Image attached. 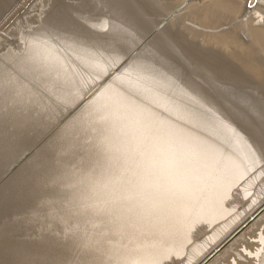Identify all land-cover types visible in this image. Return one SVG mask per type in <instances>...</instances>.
Here are the masks:
<instances>
[{
	"label": "bare ground",
	"instance_id": "6f19581e",
	"mask_svg": "<svg viewBox=\"0 0 264 264\" xmlns=\"http://www.w3.org/2000/svg\"><path fill=\"white\" fill-rule=\"evenodd\" d=\"M170 2L183 32L85 0L0 42V177L33 150L0 264H264V214L235 239L264 208V0Z\"/></svg>",
	"mask_w": 264,
	"mask_h": 264
},
{
	"label": "rangeland",
	"instance_id": "374dc122",
	"mask_svg": "<svg viewBox=\"0 0 264 264\" xmlns=\"http://www.w3.org/2000/svg\"><path fill=\"white\" fill-rule=\"evenodd\" d=\"M83 1H85V0H46V2H45V0H0V4L5 3V2L9 3L8 12L5 13L3 15V17L0 19V27L2 25L1 23L3 21H5V19H7L6 17L8 15H10L11 11H14V13H16L15 16H13L11 18L12 20L10 19L9 20L10 22H7V24H6L7 26L5 25L3 27V31L0 32V37H1L0 42L2 43L4 41L3 39H5V37L16 39V38H14L16 36H14V37H12L11 35L7 36L6 33L9 32V30L11 33V30L13 28H14V30H16L17 24L19 23L21 18H23V22L21 23V28L25 29L27 26L37 25L38 21L44 16L46 10H48L49 7L51 6V4H53L54 2H63V3H67V4H70L71 6L75 7L76 5H80ZM170 1H172V0H136L137 6L143 10V14H144L145 19L150 21L154 28H156V29L162 28L165 32H168V33L172 32L173 30H177V31L180 30L183 32V28L187 27L188 24L184 23V22L180 23V22L176 21V19L180 15L183 14L182 13L183 11L175 10V9H177V7L173 10V8H174L173 5L175 3L170 2ZM185 1H189V0H185ZM190 1H195L198 4H200L201 2L204 3V2H207L209 0H190ZM249 6L250 5L248 3V7ZM27 18L30 20V22H28ZM2 37H4V38H2ZM41 143L42 142H40L37 146H40ZM37 146H36V148H37ZM31 151L33 152V150H31ZM32 152H27L26 153L27 156H25V157L23 155H21L25 159L23 157H21L22 159H19L20 161H17L18 158H20V156L17 158V160H16L17 162L15 161L17 166H16V164L13 165L14 167L12 165L10 166V167H13L14 170L13 169L11 170L8 168L9 170H11L12 173L10 171H8L9 173L5 172L6 177L2 176L4 174L1 173L2 177H0V186L3 185V181L6 182V180H4L3 177L8 180L9 177H11L10 175L8 176V174L13 175V173L16 172L15 168H16V170H18L24 164V162L27 160L29 155L32 156V154H31ZM263 214H264V208L261 209V212L259 215H257V218L254 219L253 221H251L252 223L250 222L248 225H246V227L244 228L245 230L242 229V231L236 236L235 239H237L241 234H243L244 232L249 230V228L255 223V221H257L258 217L260 218ZM215 256L218 257V254ZM216 257H214V259ZM214 259H212V261ZM212 261H210L209 263H211ZM209 263H207V264H209Z\"/></svg>",
	"mask_w": 264,
	"mask_h": 264
},
{
	"label": "snow or ice",
	"instance_id": "6c2138e0",
	"mask_svg": "<svg viewBox=\"0 0 264 264\" xmlns=\"http://www.w3.org/2000/svg\"><path fill=\"white\" fill-rule=\"evenodd\" d=\"M45 2H46V0H45ZM242 103H245V101H242ZM252 111H255V109H252ZM259 115H260L261 120H264V108L261 109ZM68 250L69 249L66 248L65 259H67V251ZM78 259H80L82 261V264H87L88 256H87V254H85L84 256L79 257Z\"/></svg>",
	"mask_w": 264,
	"mask_h": 264
},
{
	"label": "water",
	"instance_id": "95a60500",
	"mask_svg": "<svg viewBox=\"0 0 264 264\" xmlns=\"http://www.w3.org/2000/svg\"><path fill=\"white\" fill-rule=\"evenodd\" d=\"M258 214H259V213H258ZM253 219H254V217L251 218V221H252ZM246 225H247V224H244V226H243L239 231H241L243 228H245ZM239 231H238V232H239ZM230 239H231V238H230ZM227 242H228V241H227ZM219 250H220V249H219ZM219 250H218V251H219ZM218 251H215V253H214L213 255H211V257H213ZM207 261H208V260H207ZM207 261H206V262H207ZM203 264H204V263H203ZM205 264H206V263H205Z\"/></svg>",
	"mask_w": 264,
	"mask_h": 264
}]
</instances>
